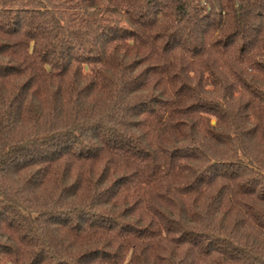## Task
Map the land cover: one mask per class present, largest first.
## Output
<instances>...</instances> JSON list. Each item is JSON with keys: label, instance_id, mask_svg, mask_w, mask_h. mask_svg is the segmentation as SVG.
Listing matches in <instances>:
<instances>
[{"label": "trees", "instance_id": "16d2710c", "mask_svg": "<svg viewBox=\"0 0 264 264\" xmlns=\"http://www.w3.org/2000/svg\"><path fill=\"white\" fill-rule=\"evenodd\" d=\"M0 264H264V0H0Z\"/></svg>", "mask_w": 264, "mask_h": 264}]
</instances>
